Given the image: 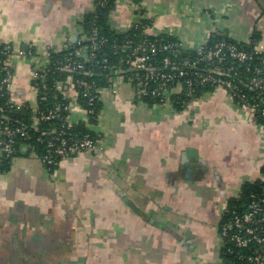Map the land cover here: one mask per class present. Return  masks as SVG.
Segmentation results:
<instances>
[{"label": "crops", "instance_id": "crops-1", "mask_svg": "<svg viewBox=\"0 0 264 264\" xmlns=\"http://www.w3.org/2000/svg\"><path fill=\"white\" fill-rule=\"evenodd\" d=\"M93 2L0 0L17 104L37 105L33 68L81 41ZM134 20L185 51L218 32L238 43L256 36L254 48L264 52V0H115L109 27L122 33ZM100 88L94 122L75 86L59 88L71 104L67 123H85L101 139L99 154H71L52 170L20 155L0 171V264H219L228 200L245 182L264 181L255 110L223 87L181 110L171 100L143 102L122 74Z\"/></svg>", "mask_w": 264, "mask_h": 264}, {"label": "trees", "instance_id": "trees-1", "mask_svg": "<svg viewBox=\"0 0 264 264\" xmlns=\"http://www.w3.org/2000/svg\"><path fill=\"white\" fill-rule=\"evenodd\" d=\"M115 0H94L93 9L87 11L80 22L82 34L86 37L96 32L95 42L96 48H92L91 42L88 40L78 41L59 53L51 52L48 57L46 68L41 76L31 84L38 88L37 108L41 111H48L58 105H66L68 99L55 88L56 81H64L68 75H72L74 79L93 82L96 86L102 87L108 79L115 74H122L129 78L137 87L144 81H147L149 88L158 87L164 82L161 91L164 93L167 89H178L177 92L170 95V100L176 110H181L188 102L200 96L204 92H208L215 88L212 81H201L204 76L218 77L224 80H230L236 86L237 95L234 96L236 101L244 98L246 103L254 105L256 116L264 125V86L262 88H254L250 81L253 78H264V52H258L254 48L256 36H253L248 43H238L230 39L224 34L212 33L206 43L202 46L201 52L185 51L180 48L177 40L167 34L150 36L144 32L146 22L138 21L127 31L119 33L111 29L108 25L109 12ZM220 44L233 46L238 51H243L246 58L242 61L232 57L226 48H223L222 60L217 57L207 58V53L214 51ZM86 47L92 55L84 60L76 52L81 47ZM166 47V48H165ZM10 49L0 44V59H5ZM134 56H144L146 63L149 64V70H134L129 66V60ZM188 59L195 61V67L183 66L182 62ZM168 60L170 64H166ZM72 65L82 64V69L71 72L63 69L64 64ZM215 67L228 71L224 75H215L211 70ZM150 72L153 77H150ZM182 73V74H181ZM162 75H168L171 79L163 80ZM3 73L0 72V106L5 108L4 112H0V116L5 123L12 127L21 124L30 125L32 122V110L28 104L21 105L17 110L9 111L5 104L8 93L6 87L1 84ZM78 93V101L85 105L86 97L83 90L76 87ZM141 100L147 104L159 102V97L150 95L142 96ZM92 113L89 114L91 122L96 121L98 114L97 100L90 106ZM67 111L61 107L57 111V116L51 121L40 123L38 130H28L29 140H25L19 135L14 136V146L16 149L21 144L29 142L38 156L47 155L46 143H39L36 138L40 136L43 140L51 138L54 133L42 134L43 131L55 129H63L66 134L65 138H81L84 135L94 137V134L88 129L83 122L66 127L62 123L63 117ZM12 156L0 157V171L8 169ZM54 163L48 165L51 170L55 168L60 157L54 156ZM264 170V166H263ZM256 205L259 209L252 214L250 223H245L244 228L232 230L228 236L222 240L220 250L219 264H255L249 261L250 257L263 254L264 245V181L256 180L253 182H245L236 197L230 198L226 204L225 210L221 217L219 227L222 223L230 221L233 217H242L244 214L252 212V205ZM257 229L252 235H247L244 231L246 227ZM236 234L239 236L250 237L253 235L262 237L263 243H257L254 239H249L248 243L243 246L236 245L231 237Z\"/></svg>", "mask_w": 264, "mask_h": 264}, {"label": "built area", "instance_id": "built-area-1", "mask_svg": "<svg viewBox=\"0 0 264 264\" xmlns=\"http://www.w3.org/2000/svg\"><path fill=\"white\" fill-rule=\"evenodd\" d=\"M138 22L136 20L133 21L132 26L136 25ZM96 32L94 31L91 36L86 37L84 34H82V41L88 40L91 42L92 48H96L97 42H95ZM225 46L223 44H220L218 48L214 51L207 53V58L211 59L212 57H217L218 60H222V54H223V48ZM166 48V47H165ZM226 51L236 59L242 61L246 58V54L243 51H238L235 49V47L229 45L226 46ZM223 50V51H222ZM199 53L201 52V48L197 50ZM80 57H83L84 60H87L90 55H92V52H88L86 47H81L76 51ZM146 58L144 56H134L129 60V66L134 70H149V64L146 62ZM166 64H170L168 60L165 61ZM183 66L187 67H195L196 62H191L188 59H185L182 62ZM46 68V65L42 68H33L32 74H31V81L36 80L41 76V73ZM63 69L65 71L71 72L74 70L82 69V64L72 65L71 63H66L63 66ZM215 75H224L225 73H228V71H223L222 69L215 67L211 70ZM0 72L3 73V78L1 81V84L6 87V91L8 93L7 100L5 102L7 109L9 111L17 110L21 105L17 104L15 100L10 95V85H11V79H12V62H11V51L7 54L5 59H0ZM150 77H153V73L150 72ZM182 74V73H181ZM163 80L171 79L168 75H162L161 77ZM201 81H212L215 84V87H223L226 88L233 96L237 95L236 86L230 81V80H224L218 77L213 76H204L201 78ZM64 84H70L75 87H79L83 90L84 96L86 97L87 101V107H84V111L87 114L92 113V109L90 106L94 103L95 100L98 99V96L101 92V88L96 86L93 82H87L84 80L74 79L72 75H68L67 78L64 81H56L55 82V88L59 90V88ZM250 84L254 88H262L264 86V78H253L250 81ZM164 82L161 83L160 86L149 88L147 85V81H144L141 83V85L138 86L136 95L139 99H141L142 96L150 95L152 97H159L160 103H168L170 102V93L171 89H167L166 92H162L160 89L163 87ZM32 92L37 97L38 94V88L34 84H31ZM243 106H250L254 109V105H249L246 103L244 98L240 99ZM31 107V106H30ZM63 107L64 110L67 111V114L63 117L62 123L69 127L70 125L67 123L68 114L71 111V104L68 103L66 105H58L54 107L53 109H50L48 111H41L37 108V105L35 107H31L32 110V122L30 125L21 124L16 127L10 126L8 123H5L2 119L3 115L0 116V157L2 156H20V155H33L39 158V160L45 165H51L54 163V156L60 157V160L71 155L74 153H86L89 155H97L102 150L101 147V139L97 136L90 137L89 135H84L83 137L77 139H67L65 138L66 132L63 129L59 130H49V131H43L42 134L46 133H54V135L47 139L43 140L40 136L36 138V141L39 143H46V150L47 155L44 156H38L37 153L34 150V147L29 143H23L20 145L18 149L14 146V136L19 135L25 140H29L28 130L33 129L35 131L38 130V126L40 123L45 121H51L56 118L57 111ZM5 108L3 106H0V112H4ZM262 114L264 115V110L262 111ZM253 211L244 214L242 217H233L230 221H227L225 223H222V225L219 227V235L221 238V241L224 239V237L228 236L229 233L232 230H241L244 228L245 223H250L252 220V214L257 212L259 209L256 207V205H252ZM257 228H251L246 227L244 229L245 233L247 235H252ZM234 239L236 245L243 246L246 245L249 241V239H254L257 243H263V238L253 235L252 238L245 237L234 234L232 237ZM249 261L254 262L255 264H264V245H263V254L257 255L255 257H250Z\"/></svg>", "mask_w": 264, "mask_h": 264}]
</instances>
